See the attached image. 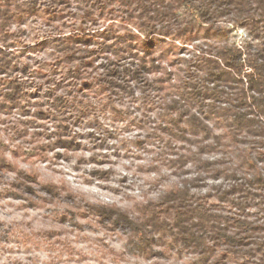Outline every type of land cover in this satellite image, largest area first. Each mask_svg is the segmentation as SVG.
I'll list each match as a JSON object with an SVG mask.
<instances>
[{"label": "trees", "instance_id": "trees-1", "mask_svg": "<svg viewBox=\"0 0 264 264\" xmlns=\"http://www.w3.org/2000/svg\"><path fill=\"white\" fill-rule=\"evenodd\" d=\"M115 1L120 26L109 22L101 30L77 28L59 38L56 47L88 73L116 112L115 96H134L137 89L143 95L157 94L166 128L198 146L195 154L181 155L172 163L182 167L187 160L198 159L202 170L156 199L137 203L134 217L115 203L100 206L98 212L113 224L128 225L130 242L143 253L156 252L155 235L160 234L178 244L179 253L189 249L213 264H264V0ZM37 2L0 0L4 47L12 19L34 11ZM97 6L106 11V2L97 1ZM91 7H85L84 14L98 21L100 16ZM229 14L259 41L255 47L224 43L211 45L191 59L179 56L181 45L190 44L196 34L225 31L214 23L205 28L201 21ZM164 61L176 70H165ZM21 69L0 47V76L9 83L3 90V105H21L25 87L13 75ZM158 72L164 75L149 79ZM57 100L62 107L63 98ZM34 112L54 118V143L46 146L56 145L66 152L80 148L64 113L41 107ZM210 120L222 128V134L215 133ZM206 153L217 157L205 158ZM0 158L2 166L13 167L4 154ZM21 175L26 189L38 183L29 172ZM207 179L219 182L202 184ZM45 186L52 196L65 193L76 201L66 186L67 192L53 182Z\"/></svg>", "mask_w": 264, "mask_h": 264}, {"label": "rangeland", "instance_id": "rangeland-1", "mask_svg": "<svg viewBox=\"0 0 264 264\" xmlns=\"http://www.w3.org/2000/svg\"><path fill=\"white\" fill-rule=\"evenodd\" d=\"M97 1L106 2V11L98 9ZM36 5L34 11L12 19L6 28L5 47L0 27V47L22 68L13 75L25 87L21 105L11 102L3 105V90L9 83L0 76V156L4 154L13 166H2L0 158V264H177L186 257L189 258L186 264H213L189 249L179 253V245L169 238L162 239L160 234L155 235V253L140 252L129 240L128 225L113 224L98 212L100 206L115 203L132 217L137 214L136 204L143 200L121 205L112 199L143 179L136 174L124 175L122 169L132 166L125 162L145 160L137 168L145 174L160 173L165 166L177 169L171 175L165 173L144 181L145 194L156 199L176 182L181 183V167L169 161L167 153L175 155L178 147L195 145L166 128L163 105L157 94L115 96L116 112L109 105L110 98L94 86L88 73L56 47L59 38L77 28L101 30L109 22L120 26V14L116 11L119 3L38 0ZM85 7L94 8L100 19L91 21L84 14ZM238 26L251 36L243 24ZM232 31L225 28L224 33L211 36L198 33L191 43L203 40L207 47L196 45L199 53H203L211 45L229 44ZM256 41L252 37L239 48L255 47ZM176 43L181 45L179 41ZM187 45H181L179 56L189 51L195 55L196 49ZM57 97L63 98L62 107ZM37 107L64 113L80 148L66 152L56 145L46 146L54 143L55 121L52 116L37 115L34 112ZM210 124L215 133H223L214 121L210 120ZM133 132L136 134L131 135ZM5 139L9 142L5 143ZM150 145L160 149L154 156L156 148ZM204 157L217 155L206 153ZM192 161L196 173H200L198 159ZM22 171L37 178L38 183L32 184V189L21 185ZM49 182L64 192H67L64 186L69 188L76 201L65 193L52 196L45 186ZM213 182L207 179L202 184ZM193 192L200 191L193 189ZM165 248L172 252L170 256L163 251Z\"/></svg>", "mask_w": 264, "mask_h": 264}, {"label": "clouds", "instance_id": "clouds-1", "mask_svg": "<svg viewBox=\"0 0 264 264\" xmlns=\"http://www.w3.org/2000/svg\"><path fill=\"white\" fill-rule=\"evenodd\" d=\"M204 24L205 28L211 27L213 25V23L215 24L216 27H224V28H230L233 29L232 31V39L229 40V44H235L238 47H243V44L245 41L247 40H251L252 37L249 35V33L245 30L244 27H240L238 26V21L237 19L232 15H224V16H218L217 18H215L214 21H207V23H205V21H201ZM256 43H259V41H256ZM197 44H204L203 40H197L194 43H190L187 45V47L189 49H196V53L198 54L200 52V49L196 47ZM205 47H207V44H204ZM181 55H183L185 58L187 59H191L192 56L194 55V53H192L191 51L187 52V53H182ZM159 63V61H158ZM164 65V69L167 71H175V67H170L169 63L167 61L163 62ZM164 75L163 72H158V73H153L149 76V79H153L156 76H162ZM175 81H173L174 83ZM135 95L137 97L142 96V92L140 89H137L135 92ZM161 96L164 95V93H160ZM138 103V102H137ZM137 105H133V107H136ZM139 115V114H138ZM154 115V114H153ZM137 131V130H136ZM138 132V131H137ZM136 133L133 132L131 133V135H135ZM9 141L7 139H5V143H8ZM150 147L156 148V145H150ZM197 145H189L188 148H177V150L175 151V155L172 154V152H168L167 153V159L169 161L171 160H177L179 159V157L181 155H190L192 152H196L197 151ZM189 148L191 149V152H189ZM160 149L156 148V151H154L152 153V155H156L157 152H159ZM125 163H130L132 166L131 168H124L122 169V172L124 175H132V174H136L137 176H142L143 179H141L139 181L138 184L134 185L131 188H128L126 190L125 193H121L118 196L112 198L117 200L121 205H123L124 203H135L137 200H143V201H147L150 197L149 195L145 194V189L147 188V185H144V181L148 180V179H152L155 176H160L163 175L165 173L171 175L172 173L176 172V168L175 167H167L165 166L163 168V170L160 173H141L137 171V168L140 164L146 163L145 160H132V161H127ZM156 163H159V161H156ZM180 172V180H187V179H191L194 175H196V170H195V165L194 162L192 160H187L183 166L179 169ZM215 182H219V181H215ZM129 183H131V181H129ZM140 185H144V188H141ZM164 186H168L167 184ZM125 196L127 197V200H125ZM175 258V257H173ZM189 258H185V260H181L178 261L177 264H186V261Z\"/></svg>", "mask_w": 264, "mask_h": 264}]
</instances>
